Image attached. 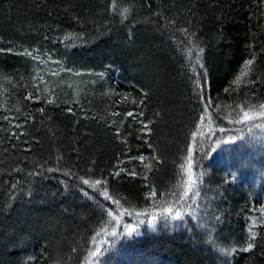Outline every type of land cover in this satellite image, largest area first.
I'll return each instance as SVG.
<instances>
[{"label":"trees","instance_id":"obj_1","mask_svg":"<svg viewBox=\"0 0 264 264\" xmlns=\"http://www.w3.org/2000/svg\"><path fill=\"white\" fill-rule=\"evenodd\" d=\"M262 105L264 0H0V264H264Z\"/></svg>","mask_w":264,"mask_h":264},{"label":"snow or ice","instance_id":"obj_2","mask_svg":"<svg viewBox=\"0 0 264 264\" xmlns=\"http://www.w3.org/2000/svg\"><path fill=\"white\" fill-rule=\"evenodd\" d=\"M262 107H264V105H262ZM203 119H204L203 116H201V120H203ZM252 119H253V117H252V115H250L249 112H244V115H243V120H244V121H249V120H252ZM258 127H259V125H258ZM219 131H220V132H225L226 129H225V128H220ZM250 131H251V129H250ZM236 139H237L236 136L229 135V136L227 137V139H222V140L216 141V142H215L216 147H213V148L211 149V151L215 152V151H216V148L220 147L221 144L232 145V144L236 143ZM241 139H243V138H241ZM206 155H207V154H206ZM189 168H191V164H189ZM49 171H51V169H49ZM84 183L87 184L88 181L85 180ZM97 183H99V181H97ZM189 183H190V184L195 183V181L192 179L191 172H189ZM185 194H187V193H185ZM199 194H200L199 191H197V192H196V195L199 196ZM166 211H167L169 214H171L172 209H171V208H167ZM109 215H111V213H109ZM174 218L177 219V220L180 219V218H181V213H180L179 211H177V212L175 213V217H174ZM155 219H156V217L153 216L152 220L155 221ZM141 223H143V221H141ZM125 231H126L129 235H131V234L135 231L134 226H133V225H125ZM112 234L115 235V230H113V233H112ZM252 247H253L252 244H249V245H248V248H249V249H251ZM99 251H100V250L97 249L95 252H92L91 255H92V256H96L97 253H98Z\"/></svg>","mask_w":264,"mask_h":264},{"label":"rangeland","instance_id":"obj_3","mask_svg":"<svg viewBox=\"0 0 264 264\" xmlns=\"http://www.w3.org/2000/svg\"><path fill=\"white\" fill-rule=\"evenodd\" d=\"M263 136H264V127H259L255 129L254 131L252 130L250 133L243 135L242 140H244L248 144L251 143L252 145L253 144L257 145L259 141L263 138Z\"/></svg>","mask_w":264,"mask_h":264}]
</instances>
